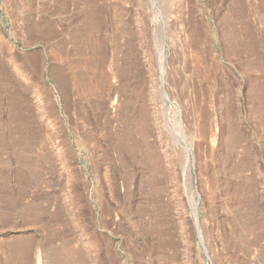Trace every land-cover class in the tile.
I'll return each instance as SVG.
<instances>
[{
  "label": "rangeland",
  "instance_id": "rangeland-1",
  "mask_svg": "<svg viewBox=\"0 0 264 264\" xmlns=\"http://www.w3.org/2000/svg\"><path fill=\"white\" fill-rule=\"evenodd\" d=\"M0 264H264V0H0Z\"/></svg>",
  "mask_w": 264,
  "mask_h": 264
},
{
  "label": "water",
  "instance_id": "water-1",
  "mask_svg": "<svg viewBox=\"0 0 264 264\" xmlns=\"http://www.w3.org/2000/svg\"><path fill=\"white\" fill-rule=\"evenodd\" d=\"M165 97L168 98L167 93L165 92Z\"/></svg>",
  "mask_w": 264,
  "mask_h": 264
}]
</instances>
